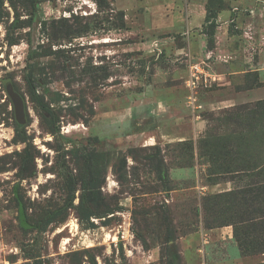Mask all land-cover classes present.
Returning a JSON list of instances; mask_svg holds the SVG:
<instances>
[{"label":"rangeland","instance_id":"rangeland-1","mask_svg":"<svg viewBox=\"0 0 264 264\" xmlns=\"http://www.w3.org/2000/svg\"><path fill=\"white\" fill-rule=\"evenodd\" d=\"M12 2L17 11L3 0L0 22V264H169V233L175 264L260 261L262 255L241 256L232 225L205 224L200 204L257 178L219 173V155L209 169L208 155L198 157L191 145L209 131L221 133L218 120L227 113L264 101V69L248 71L258 56L243 49L252 41L248 33L264 31V0H39L32 25L21 0ZM30 45L37 56L28 61ZM190 63L218 77L195 88L193 103L185 84ZM31 67L34 94L50 113L27 87ZM5 80L24 95L26 143L13 141ZM197 122L203 129L196 134ZM186 123L190 138L167 135ZM259 144L251 146L259 151ZM153 145L162 149L168 191L145 160ZM90 150L108 153L106 168L94 171L96 190L115 206L104 216H79L76 207L75 184ZM123 157L126 177L119 180ZM179 167L191 171L179 174ZM19 168L28 174L23 179ZM73 185V203L60 211ZM16 197L28 222L54 212L51 221L37 233L22 229ZM211 206L210 217L225 220L228 211Z\"/></svg>","mask_w":264,"mask_h":264},{"label":"trees","instance_id":"trees-1","mask_svg":"<svg viewBox=\"0 0 264 264\" xmlns=\"http://www.w3.org/2000/svg\"><path fill=\"white\" fill-rule=\"evenodd\" d=\"M15 1L19 2L20 0ZM21 2L23 3V7L29 11L28 19L32 25L34 20H36V10L39 6V0H21ZM10 3H12L10 5H12L16 12L15 2L10 0ZM4 13L3 0H0V22L4 17ZM211 17V15H207L205 21L209 22L210 25H213L214 21ZM10 44H13V42ZM36 56V49L30 45L26 59L31 61ZM25 81L36 104L42 110L50 113L49 105L43 102L39 96L34 94L37 77L34 74L33 67L26 70ZM6 82H11L14 89L23 98L26 115L25 124H18L14 118L13 141L15 143H26L28 141V136L25 131V126L28 121V114L24 95L17 90L15 84L11 80H5V83ZM7 98L9 97L7 96ZM227 114L226 118L222 117L220 120L216 119L219 122L218 125L224 127L221 133L209 131L204 138L194 142L193 146L191 145V149L196 152L198 157L208 155L207 161L210 163L209 169H211V162H213V160L219 155L221 156V163L218 165L220 166L219 173L247 172L251 177H256L257 180L251 181V183L246 186L203 198L200 202L204 212L202 221L209 225L222 223L232 225L233 237L237 243L241 256L262 255L263 258L255 264H264V179L259 180V177L264 176V101L260 100L256 102L253 108H241L235 110L234 113ZM257 141L260 143V149L263 151H255V146H251V144H254ZM175 145H178V143H175ZM181 145H183V143ZM26 146L22 149L25 153L27 151ZM146 149H149V152L145 154V160L148 164H152V169L156 173L157 179L160 181L162 190L168 191L170 189L169 177L162 155V149L158 145H153ZM146 149L141 151H145ZM19 154L21 155V152ZM257 155H260L261 158ZM30 159L31 158L22 157L21 161L25 162ZM83 162L85 165L84 170L78 175L75 184L80 189L78 205L76 206L79 216H104L114 211L115 206L107 203L99 194L98 189L96 190L95 186L97 175L94 171L98 168L99 164L104 169L106 168L108 164V153L105 151L97 152L95 150L87 151L83 155ZM125 167L126 162L123 157L119 160L118 167L115 169V172L119 175V180H124L126 177V173H124ZM211 173L213 172H210L209 175ZM27 175L28 174L23 173L21 168H19L17 175L19 179H23ZM70 182L71 181H68L67 184L69 185ZM75 187L73 185L69 190L66 203L60 211L66 209L67 206L72 205L73 199L75 198ZM219 198L223 199L221 204ZM209 204H211V208L216 211L220 210L224 213L228 211V214H224L225 220H216V218L210 217L209 213H211V210ZM16 205L18 222L21 228L24 230L31 228L34 229L36 233L42 230V228L51 221L52 218L50 215L54 214V212H48L39 221L31 223L27 220L25 207L21 198L16 197ZM166 238V241L168 242L167 252L169 255V264H175L177 263L179 256L174 250V237L169 233ZM35 240L36 237H32V241ZM30 257L33 259L35 258L34 255H30ZM34 264H38L36 259ZM93 264L96 263L93 262Z\"/></svg>","mask_w":264,"mask_h":264},{"label":"crops","instance_id":"crops-1","mask_svg":"<svg viewBox=\"0 0 264 264\" xmlns=\"http://www.w3.org/2000/svg\"><path fill=\"white\" fill-rule=\"evenodd\" d=\"M255 9L252 8L250 9L251 13H254ZM260 30V29H259ZM248 37L252 38V41L249 43V48L244 47L243 49L246 51L248 49L249 54L252 53L256 54L258 56V61H255V63L253 62L252 64H250V68L248 69V71H253V70H257V71H261V69H264V31L263 29L260 31H254V35H251L250 33H248ZM234 72L232 73H239L240 70H233ZM244 71H247V69H245ZM231 100H227V102H230ZM188 123H186L185 127L183 129H179L175 132L172 131H167V135L171 136L172 138H176L177 140H183V139H187L190 137H187L190 132H191V126L187 125ZM189 126V127H188ZM200 127V128H199ZM202 128V124L201 122H197L195 124V126H193L192 130L195 131L194 133H199L201 132ZM177 171L179 174L183 173V172H189L191 171V168H177Z\"/></svg>","mask_w":264,"mask_h":264},{"label":"built area","instance_id":"built-area-1","mask_svg":"<svg viewBox=\"0 0 264 264\" xmlns=\"http://www.w3.org/2000/svg\"><path fill=\"white\" fill-rule=\"evenodd\" d=\"M188 74L185 80L186 86L190 89L191 94L189 96V103L195 101V88L198 86H207L211 81H217L218 77L207 72L199 64L190 63L187 66ZM199 264H206L205 262H200Z\"/></svg>","mask_w":264,"mask_h":264},{"label":"water","instance_id":"water-1","mask_svg":"<svg viewBox=\"0 0 264 264\" xmlns=\"http://www.w3.org/2000/svg\"><path fill=\"white\" fill-rule=\"evenodd\" d=\"M4 89H5L6 95L9 97V99L11 101L15 121L18 124H25L26 115H25V110H24V100H23V98L14 89V87H13L11 82H6L4 84Z\"/></svg>","mask_w":264,"mask_h":264}]
</instances>
